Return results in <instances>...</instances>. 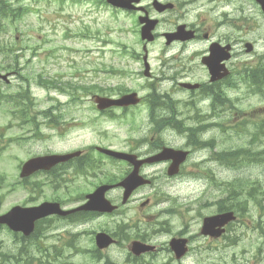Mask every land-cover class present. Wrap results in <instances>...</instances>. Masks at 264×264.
Here are the masks:
<instances>
[{
  "label": "rangeland",
  "instance_id": "1",
  "mask_svg": "<svg viewBox=\"0 0 264 264\" xmlns=\"http://www.w3.org/2000/svg\"><path fill=\"white\" fill-rule=\"evenodd\" d=\"M11 1L15 7L22 5L29 8V11L19 21L11 24L7 30H0V47L2 44L7 47L14 46L15 52L13 56L21 57L19 59V65L23 67L21 74L29 78L31 94L35 97L40 111L47 110L55 105L52 92L47 94L35 84V80L40 74H44V77L49 78L52 73L57 72L58 74H64L66 76L65 81H68L71 78L70 75L78 71V73H82L78 80H82L87 85L96 84L101 88L105 84L126 83L125 85H131L130 82L132 81L129 79L111 77L102 72L103 69H106V71L110 68L117 70L119 67L125 66L123 61L118 58L117 46L121 37L119 34L120 27H128L127 20L123 19L122 21V17L114 15L106 7L104 9H96L91 2L71 3L65 0L62 3L57 0ZM251 21L253 24L251 41H257V44L262 47L264 45V18L253 6H251ZM86 30L88 35L98 33L102 36V39L78 37V34L81 36ZM128 37L125 42L133 43V39L130 36ZM103 40L106 41V44L102 43ZM258 51H263L264 53L263 48H258ZM5 56L6 54L0 50V60H3ZM40 56H44L43 60L39 59L41 58ZM55 65L58 66V70ZM133 82L135 86L140 83L139 81ZM19 83H21L20 80L14 79L9 87L0 85V89H8L10 93H14L17 91ZM49 95L52 96L51 99L48 98ZM59 100L62 103H66L67 97L59 96ZM85 103H88V101ZM0 104L4 105L3 103ZM255 104V102H242L241 109L245 110L247 108L246 110H248L258 105L264 106V98L260 103ZM73 110L71 113L77 115L78 112L74 108ZM8 121L9 117L5 113L4 106L0 107V129L4 128V130L0 131V133H4L2 138L0 134V142L4 147L0 159V173L7 177L5 186L0 190V214L7 212L15 205L32 206L43 201H51L56 197L54 190L50 186L46 187L47 185H45L39 195L35 196V199L30 200L31 194L18 185L19 179L16 170L19 168V164L17 168V161L20 163L21 160L25 161L34 155H43L48 151H68L93 144L121 149L123 148V142L129 137L143 135L142 131L129 133V128L118 125L106 126L108 129L106 135L100 133L104 129L100 125L94 129L93 127H88V129L84 130L70 127L66 128L65 133L62 132V134L61 132L46 130L42 126L41 130L48 135V138L37 140V138H32L33 131L30 125L20 129L17 126L9 127ZM238 123L236 121L231 126L235 127ZM245 128L249 127L245 126ZM93 131L95 134H93ZM218 136L220 135L218 134ZM10 137L13 139L23 137L24 140L30 137V139L27 140L28 143H17V141L9 143L8 138ZM248 137L243 133L234 132L229 138H225L224 141L220 140V153L225 152L226 149L246 148L249 141ZM24 140L20 142H24ZM164 140H168L172 144H174L173 141L179 142L178 139L168 136H165ZM262 144L264 149V142ZM254 149L259 150V146L256 145ZM11 157L14 158V161L17 160L16 164L15 162L11 164ZM15 157L17 158L16 160ZM203 157H207V154H203ZM204 163V167L211 174L210 183L208 179H199V177L187 175L173 185H161L162 191L171 199H174L175 204H178L186 211L182 212L180 208H177L182 217L174 216L170 218L171 233L183 229L184 223H187L189 231L193 235L198 236V246L207 244L208 247H212L211 251H203L202 257L195 251L185 261V264H203L205 259H212L215 264H264V163L240 161L234 168H225L220 164H210L209 158L204 160ZM106 169L111 170L110 168ZM234 180L245 181V191L255 189L256 195L248 196V198L246 196L239 200L242 205L246 204L243 207L245 216L241 218L244 224H235L226 235L229 239L235 238L237 240L235 244L230 246L229 239L225 238L212 244L199 236L198 214L204 215L205 211L202 210L206 201H215L218 196L220 197V191L214 186L213 181L224 185ZM37 181H41V179L35 177L28 183ZM69 186L71 194H75V189L79 186L85 189L91 188V185L87 187L86 183H81L78 180H73ZM58 194L64 198V194L67 195V191H58ZM148 195H152V193L150 192ZM171 204L172 200L162 202L145 212L147 215H154L159 214L161 211L155 222L163 223L166 221L168 223L166 232L158 234L159 236L157 235L158 237L154 239V242L164 243L168 237L169 222L167 217L162 214V211L168 210L167 208ZM92 221L84 226L76 225L63 230H61L63 226L58 224V229L53 231V234H50V231L46 234L48 239L45 241V245H52L62 249L64 258L62 261L66 264H91V260L94 264H105L106 259L104 258L95 260L92 259V254L90 253H74L68 248L67 231L80 232L79 247L89 251L92 248V241L91 236L87 235V233L92 230H98L99 225L107 224L112 226L110 221ZM237 222L240 221L238 220ZM85 229H88V231L84 232ZM101 229L106 228L102 227ZM60 233H64L65 238L59 237ZM15 240L17 241L14 235L5 229H1L0 251L4 254L15 255L19 248ZM107 255L108 260L113 264H125L127 259V254L123 248L115 249ZM256 256L259 257L257 261H255ZM144 259L145 264H153V262L154 264H172L173 262L167 258L166 253L158 254L157 257H144ZM152 259L154 260L153 262L151 261Z\"/></svg>",
  "mask_w": 264,
  "mask_h": 264
},
{
  "label": "flooded vegetation",
  "instance_id": "2",
  "mask_svg": "<svg viewBox=\"0 0 264 264\" xmlns=\"http://www.w3.org/2000/svg\"><path fill=\"white\" fill-rule=\"evenodd\" d=\"M255 1L133 0L130 4L132 8L115 9L130 22V26L121 30L120 34L132 37L133 44L121 43L119 51L122 57L137 67V76L145 80V84L137 86L136 90L138 93L147 92V102L143 98V102L133 108L104 110L99 115L105 118L115 115L128 126L146 125L155 130L184 129L182 134L185 132V144L177 149L188 152V157L180 166V171L183 168L196 171L199 165L190 159L195 156V151L201 150L199 143L206 141V150L208 146L211 150H217L219 127H232L244 116L236 112L235 103L239 98L235 99L234 96L243 90L250 93L251 85L255 92L253 95L264 94V88L259 87V82H251V78H257L258 73L248 71L262 58L258 55L251 56L253 46L249 40L253 31L251 6L260 12ZM144 28L148 30L147 39L152 37L151 41L142 40ZM247 45H250V50ZM144 57L149 65L148 76L144 73ZM262 76L263 74L259 77ZM212 77L214 81L211 80ZM240 77L246 81L244 88L236 87V78ZM185 83L196 84L197 88L182 86ZM154 99L161 102L152 103ZM82 107L90 108V104ZM263 111L264 108L257 110L259 113ZM51 118L54 123L59 124L61 117L54 111ZM77 121L80 120L71 118L65 122L69 126ZM51 127L54 128L52 125ZM152 140L153 138L150 143L146 142L147 146L130 142L125 143V146L127 148L129 145L128 153L134 154L139 160H145L162 148L156 144L157 140ZM91 147L96 150L97 145ZM84 154L87 155L88 152L84 151ZM101 158L98 155L95 157L99 165L104 163ZM73 163L74 160L57 165V173L75 170ZM117 163L127 171L126 174L132 169L127 162ZM170 164L167 161L143 165L140 174L150 177L151 184L139 191L152 189L157 179L154 174L158 171L162 175ZM132 202L130 199L125 206H118L112 218H123L124 210ZM139 210H142L140 206ZM136 230L137 233H142L140 227ZM179 234L176 237L186 238L190 245L192 237H185L183 232ZM114 236L118 244L119 237L117 234Z\"/></svg>",
  "mask_w": 264,
  "mask_h": 264
},
{
  "label": "water",
  "instance_id": "3",
  "mask_svg": "<svg viewBox=\"0 0 264 264\" xmlns=\"http://www.w3.org/2000/svg\"><path fill=\"white\" fill-rule=\"evenodd\" d=\"M112 0H110L111 2ZM118 0H113V4H118ZM99 102H102V100H99ZM112 103L110 104H127L130 102H133V99L129 96L123 97L119 101H110ZM104 153L113 156L114 154L111 151L104 150ZM168 156H171V150H165L162 154V157L160 158H167ZM69 157H55V156H50V157H45V158H38L29 161L26 163L23 167L22 171V177L29 176L32 172L41 169V168H48L50 166H53L54 164L66 160ZM135 178L131 177L126 179L124 182H122L120 185L123 186L126 189V195L130 192L132 189V186L135 184L134 183ZM82 209H88V210H99V211H106L110 210L108 207V204L104 202L102 199V192H98L94 194L91 205L88 204L87 206L83 207ZM51 214H59V215H66L68 213L61 212L59 210L58 205L55 204H42L39 207L35 208H30V209H22L19 207L13 208L8 214H6L3 217H0V223L7 224L13 231L15 232H22L24 235L28 236L34 228V222L37 219H40L42 217H45L47 215ZM230 220L229 215H221L216 217L215 219L209 220L205 228L207 229L208 234L210 235H218L215 234L212 230V225L211 223H216L218 227H221L225 225L228 221ZM214 225V224H213ZM204 228V229H205ZM98 245L102 244L103 242V235L98 236ZM133 252L136 254H140L143 252H146L149 250V248L141 246L139 244H134L133 245Z\"/></svg>",
  "mask_w": 264,
  "mask_h": 264
},
{
  "label": "trees",
  "instance_id": "4",
  "mask_svg": "<svg viewBox=\"0 0 264 264\" xmlns=\"http://www.w3.org/2000/svg\"><path fill=\"white\" fill-rule=\"evenodd\" d=\"M22 12L23 11L21 8H16V9L12 8L10 5V0H0V24H1V21H3L4 19H10L11 21H14L20 18L22 16ZM230 158H234V157H230ZM220 159L222 161H226L225 156L221 155ZM2 182H3V177L0 175V184ZM234 185L236 184H233V186ZM242 185H244V183H239V186H242ZM22 249H24V247H22ZM40 252L42 253L43 251L40 250ZM11 260H13L14 263H12ZM31 260H34V257L29 255L28 260L26 261L25 264H31L30 263ZM36 261L39 264H47L48 262L46 258L42 260L36 259ZM0 264H20V259L16 255L4 254L0 251Z\"/></svg>",
  "mask_w": 264,
  "mask_h": 264
}]
</instances>
